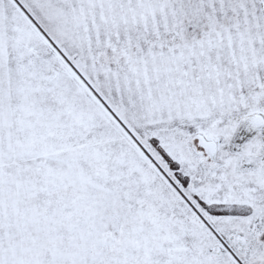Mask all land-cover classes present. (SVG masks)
Listing matches in <instances>:
<instances>
[{
	"label": "snow or ice",
	"instance_id": "1",
	"mask_svg": "<svg viewBox=\"0 0 264 264\" xmlns=\"http://www.w3.org/2000/svg\"><path fill=\"white\" fill-rule=\"evenodd\" d=\"M0 264H264V0H0Z\"/></svg>",
	"mask_w": 264,
	"mask_h": 264
}]
</instances>
